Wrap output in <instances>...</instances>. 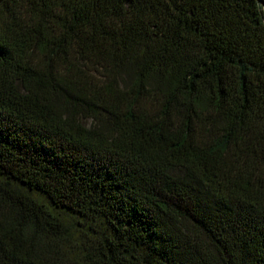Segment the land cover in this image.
Returning a JSON list of instances; mask_svg holds the SVG:
<instances>
[{"label": "trees", "instance_id": "obj_1", "mask_svg": "<svg viewBox=\"0 0 264 264\" xmlns=\"http://www.w3.org/2000/svg\"><path fill=\"white\" fill-rule=\"evenodd\" d=\"M0 264H264V0H0Z\"/></svg>", "mask_w": 264, "mask_h": 264}]
</instances>
